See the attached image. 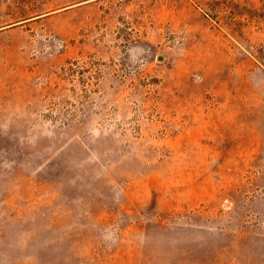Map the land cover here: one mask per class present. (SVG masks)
<instances>
[{"label": "rangeland", "instance_id": "rangeland-1", "mask_svg": "<svg viewBox=\"0 0 264 264\" xmlns=\"http://www.w3.org/2000/svg\"><path fill=\"white\" fill-rule=\"evenodd\" d=\"M0 264H264V0H0Z\"/></svg>", "mask_w": 264, "mask_h": 264}]
</instances>
